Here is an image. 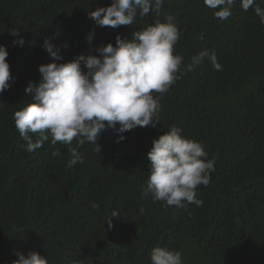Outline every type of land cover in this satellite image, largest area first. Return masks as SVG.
<instances>
[{"label": "trees", "instance_id": "obj_1", "mask_svg": "<svg viewBox=\"0 0 264 264\" xmlns=\"http://www.w3.org/2000/svg\"><path fill=\"white\" fill-rule=\"evenodd\" d=\"M256 2L264 8V0ZM111 3L0 0V45L7 48L14 77L0 93V264H13L16 252L32 250L49 264H151L157 246L180 252L183 264H264V23L255 5L244 11L237 0L230 17L220 20L203 0H165L159 12L112 28L86 55L115 46L117 35L131 40L134 32L171 15L180 30L173 54L183 57L181 70L201 52H214L222 69L206 56L168 92L153 93L161 104L156 127L137 126L119 142L120 134L106 129L97 141L100 153L91 143L52 145L51 138L26 151L14 114L34 102L25 89L40 82V65L53 62L45 39L60 48L59 63L74 60L84 54L90 32L109 28L88 13ZM11 29L19 31L23 46L12 43L19 37ZM172 126L215 160L210 183L196 190L202 206L170 207L146 194L147 154L153 139ZM70 147L84 163L67 167ZM57 149L60 155L53 157ZM92 203L100 205L98 211ZM113 210L119 216H111Z\"/></svg>", "mask_w": 264, "mask_h": 264}, {"label": "clouds", "instance_id": "obj_2", "mask_svg": "<svg viewBox=\"0 0 264 264\" xmlns=\"http://www.w3.org/2000/svg\"><path fill=\"white\" fill-rule=\"evenodd\" d=\"M164 2L112 0L110 6L98 7L88 15L98 26L117 28L132 25L138 15L142 18L150 11L159 12ZM203 2L215 10L216 18L226 20L237 0ZM254 5L256 15L264 23V8L256 0H240L244 11ZM173 21V16L168 15L165 22L157 21L144 30L134 32L131 40L117 35L115 46L112 43L101 45L95 49L98 55L80 54L66 63H59L63 59L60 48L45 39L43 47L53 62L39 66L40 82H30L25 89L26 93L33 94L34 102L14 114L15 128L21 139L27 142L26 151L31 153L40 149L43 142L51 138L52 145L59 142L70 146L74 139L78 146L91 143L100 153L101 146L97 141L106 129H115L120 134L119 142L125 138L123 133L137 126L156 127L160 122L161 104L153 93L168 92L186 72L203 63L206 56L220 71L222 66L214 52H201L181 70L183 57L173 54L180 30ZM9 33L19 37L16 29L9 30ZM93 36L94 30L87 35L89 43ZM12 43L23 46L25 41L19 37ZM8 55L7 48L0 45V93L9 89L10 82L14 81ZM85 68L87 71H84ZM117 123L119 128H116ZM33 135L37 137L35 141ZM152 145L147 154L150 175L146 194L151 195L154 203L163 201L170 207L183 208L191 203L202 206L203 201L197 199L196 190L200 185L207 186L211 172L215 171V160L208 159L204 146L184 137L176 126L153 139ZM69 150L71 159L67 167L84 163L76 148L70 147ZM59 155V149L52 152L53 157ZM91 208L98 211L100 205L92 203ZM143 211L141 209V214ZM111 216L119 215L113 210ZM105 222L111 229V218ZM15 255L18 259L13 264H49L48 259L35 250L27 255L22 252ZM150 259L151 264H183L180 252L159 246L151 250Z\"/></svg>", "mask_w": 264, "mask_h": 264}, {"label": "rangeland", "instance_id": "obj_3", "mask_svg": "<svg viewBox=\"0 0 264 264\" xmlns=\"http://www.w3.org/2000/svg\"><path fill=\"white\" fill-rule=\"evenodd\" d=\"M111 31H112V28L111 27L106 28V29H103V30H96V31H94V36H93V40L91 41V43L88 42L87 37H86V39L82 43V48L84 50V55L87 54V50H88L89 46L93 42H95V41H97L99 39H102V38L107 37L111 33ZM82 68H83V65H82ZM84 71H87V69L85 68Z\"/></svg>", "mask_w": 264, "mask_h": 264}]
</instances>
